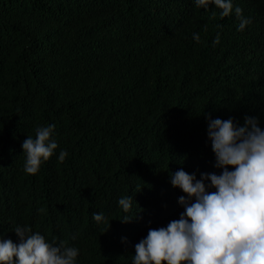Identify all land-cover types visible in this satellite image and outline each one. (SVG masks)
Returning a JSON list of instances; mask_svg holds the SVG:
<instances>
[{
	"label": "trees",
	"instance_id": "obj_1",
	"mask_svg": "<svg viewBox=\"0 0 264 264\" xmlns=\"http://www.w3.org/2000/svg\"><path fill=\"white\" fill-rule=\"evenodd\" d=\"M113 2L0 0V238L19 243L14 228L27 225L78 248L76 264H132L145 230L184 211L171 174L222 172L209 116L255 117L264 129V86L252 91L264 84V0H234L252 20L243 31L234 12L191 7L173 38L151 40L146 69L118 24L138 10L118 0L113 12ZM48 125L58 148L28 175L22 143Z\"/></svg>",
	"mask_w": 264,
	"mask_h": 264
},
{
	"label": "clouds",
	"instance_id": "obj_2",
	"mask_svg": "<svg viewBox=\"0 0 264 264\" xmlns=\"http://www.w3.org/2000/svg\"><path fill=\"white\" fill-rule=\"evenodd\" d=\"M126 1L137 8L138 15L118 24L131 46L128 57L144 69L151 40L173 38L191 7L207 11L213 4L222 19L234 12L239 20L238 31L252 23L240 7L234 8V0ZM117 5L118 0H114L113 12ZM212 15H216L215 11ZM193 39L199 43L200 35L194 33ZM212 43H220L219 34ZM262 86L255 82L252 91L257 92ZM54 129L55 125L37 127L35 137L28 136L22 143L26 174H37L41 164L58 148L52 139ZM207 135L216 157L214 167L222 172L201 173L197 178L195 173L188 174L181 168L171 174L172 186L185 194L178 199L184 211L167 227L153 229L155 224L145 230L147 236L134 246L132 264H264V129L255 117L245 116L244 125L240 126L232 117L222 120L209 116ZM67 155L61 150L58 162L63 163ZM213 188L215 191H209ZM118 204L128 213L133 197H121ZM92 215L98 224L106 222L103 213ZM130 220L125 215L121 222ZM14 235L19 243L0 238V264H76L79 249L66 246L65 241L57 246L53 238L49 243L27 225L14 228Z\"/></svg>",
	"mask_w": 264,
	"mask_h": 264
}]
</instances>
